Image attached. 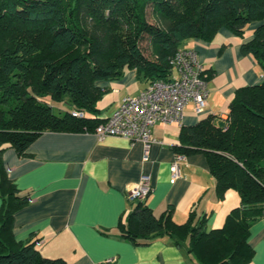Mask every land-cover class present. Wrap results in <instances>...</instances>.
<instances>
[{
  "label": "trees",
  "instance_id": "16d2710c",
  "mask_svg": "<svg viewBox=\"0 0 264 264\" xmlns=\"http://www.w3.org/2000/svg\"><path fill=\"white\" fill-rule=\"evenodd\" d=\"M251 23L253 37L241 52L264 72V0H0V264H68L44 256L39 238L15 239L14 216L29 196L7 174L5 145L24 154L46 131L93 132L105 121L94 116L108 90L101 82L127 69L145 82L168 80L170 57L186 39L211 41L221 28L242 35ZM147 37L152 57L141 47ZM74 109L85 117H74ZM181 136L177 152L204 153L218 195L234 189L240 205L208 230L205 216L195 220L192 213L178 224L173 207L157 216L138 200L125 216L123 237L138 244L168 234L187 244L195 264H252L250 229L264 217V79L236 90L223 125L208 116Z\"/></svg>",
  "mask_w": 264,
  "mask_h": 264
},
{
  "label": "crops",
  "instance_id": "0c3cea01",
  "mask_svg": "<svg viewBox=\"0 0 264 264\" xmlns=\"http://www.w3.org/2000/svg\"><path fill=\"white\" fill-rule=\"evenodd\" d=\"M249 39L226 29L211 41L192 37L180 45L195 49L203 64L209 86L207 105L196 113L194 103H188L181 126L156 123L153 136L158 142L152 145L147 162L142 160V142L119 136L100 139L91 131H46L24 154L5 145L7 174L21 194L29 196L14 216L15 239L39 238L37 246L44 256L63 258L68 264H195L187 244H176L168 234L138 244L123 237L125 216L138 203L128 197L127 188L142 173H149L153 191L144 202L157 216L173 207L176 223L187 222L194 213L195 220L206 217L208 230L221 227L229 212L240 205L234 189L224 197L218 195L204 153L185 155L181 176L174 183L171 165L183 128L208 116L223 125L236 90L263 81L257 59L241 52L242 43ZM143 82L133 69L101 82L108 90L97 103L99 111L94 116L108 118L124 96L136 95L149 84ZM2 206L0 196V210ZM248 240L255 250L252 264H264V217L252 224Z\"/></svg>",
  "mask_w": 264,
  "mask_h": 264
},
{
  "label": "built area",
  "instance_id": "2783aa9c",
  "mask_svg": "<svg viewBox=\"0 0 264 264\" xmlns=\"http://www.w3.org/2000/svg\"><path fill=\"white\" fill-rule=\"evenodd\" d=\"M172 74L168 80H155L136 95L122 98L114 112L100 123L93 133L100 139L119 136L143 145V162L150 159L152 145L158 142L153 127L158 122L182 125L188 103H194V111L201 113L207 105L209 86L204 77L203 64L193 48H179L171 57ZM74 117H85L82 110H72ZM182 153L176 154L171 165L172 179L181 176ZM153 191L152 177L142 173L136 183L127 188L131 200H145Z\"/></svg>",
  "mask_w": 264,
  "mask_h": 264
},
{
  "label": "rangeland",
  "instance_id": "374dc122",
  "mask_svg": "<svg viewBox=\"0 0 264 264\" xmlns=\"http://www.w3.org/2000/svg\"><path fill=\"white\" fill-rule=\"evenodd\" d=\"M148 19L151 21V22H153L154 21V18L152 17V14H151V12H150V10L148 11ZM254 23H251V24H248L246 27H245V29H244V32H243V34L242 35H240V34H238V33H235V32H233V31H231V30H229V29H227V28H221L219 31H218V33H216V35H215V37L220 33V32H222L223 30H229V31H231V32H233V34L234 35H236V36H240V37H243L244 35H245V37H246V39H251L252 37H253V32H254ZM251 26H253V28H250ZM250 28V29H249ZM206 41V40H205ZM141 47H142V50H143V52L145 53V55H147L148 57H152V55H151V48H150V44H149V39H148V37L147 38H144L143 40H142V42H141ZM260 64V63H259ZM147 82H143V84H146ZM48 99V101L51 103V104H53V105H56V106H59V107H61V109H63V110H67L70 106L69 105H67L64 101H61V102H56V101H54V100H52L51 98H47ZM218 122H219V120H218Z\"/></svg>",
  "mask_w": 264,
  "mask_h": 264
}]
</instances>
